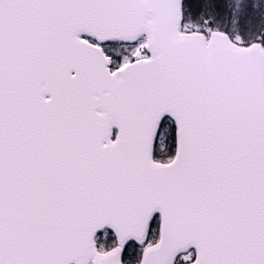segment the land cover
Returning <instances> with one entry per match:
<instances>
[{
  "label": "snow or ice",
  "instance_id": "6c2138e0",
  "mask_svg": "<svg viewBox=\"0 0 264 264\" xmlns=\"http://www.w3.org/2000/svg\"><path fill=\"white\" fill-rule=\"evenodd\" d=\"M0 264H264V0H0Z\"/></svg>",
  "mask_w": 264,
  "mask_h": 264
}]
</instances>
